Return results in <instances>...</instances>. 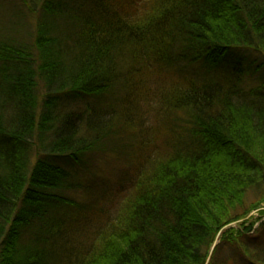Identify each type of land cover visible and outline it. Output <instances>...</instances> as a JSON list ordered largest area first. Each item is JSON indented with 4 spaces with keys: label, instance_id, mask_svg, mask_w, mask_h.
<instances>
[{
    "label": "trees",
    "instance_id": "trees-1",
    "mask_svg": "<svg viewBox=\"0 0 264 264\" xmlns=\"http://www.w3.org/2000/svg\"><path fill=\"white\" fill-rule=\"evenodd\" d=\"M69 1L22 0L0 29V264H205L218 238L208 264H225L222 250L264 264V218L245 220L264 204V0ZM239 48L262 59L256 85L236 68L242 57H230L231 84L212 77ZM196 63L201 78L186 74ZM161 75L153 135L111 115L80 141L72 116L53 115L62 99L113 111ZM106 138L133 155L136 175L88 237L95 206L64 191L77 189L69 165Z\"/></svg>",
    "mask_w": 264,
    "mask_h": 264
},
{
    "label": "rangeland",
    "instance_id": "rangeland-1",
    "mask_svg": "<svg viewBox=\"0 0 264 264\" xmlns=\"http://www.w3.org/2000/svg\"><path fill=\"white\" fill-rule=\"evenodd\" d=\"M68 3H72L77 9H93V0H71ZM38 6L39 5H36L35 9H39ZM24 9L27 8L23 5L22 0H0V29L2 28L3 24L6 23L7 19L12 18L13 20H15L14 15L17 18L18 13ZM28 21L32 22L31 15L26 20V22ZM10 26L11 25H7L6 27ZM6 31L7 30H5V32ZM232 55H229L228 59H226L225 63L223 64V69H221L219 66L218 74L215 73L212 77H215V79H217L218 81L225 80L226 85L231 84V81H235L236 78H232L235 74V71L233 69L234 63L231 64L230 57H232L233 59H235V57H239V59L240 57H242L239 63H236V68L239 70L241 68L244 70L250 68L252 72L251 76L246 75L244 79L249 78L248 82L250 86L256 85L261 82V72L256 71L255 69L259 64L262 63V59L257 53H255L250 48H239L236 49L235 54L233 56ZM225 64L227 65L225 66ZM205 72L206 71L204 70L202 64L196 63L188 67L186 74H188L189 76L190 74H194V78H201ZM142 79L143 87L140 86L142 96L140 98H137L136 100L132 99L131 103L127 101L125 102L123 100V102H121L122 104L120 102L112 103V105L114 106L112 107V109H114L113 111L107 108L101 110L100 112L94 113V111H92L91 109L88 110V108L90 107L89 105H91V100L87 102V100L83 98L68 101L62 99V103L59 104L53 115H58L60 118H62V115L72 116L73 118L71 123L72 125L77 127L79 131L77 134L78 138L81 137L80 141H91L92 138L99 137V135L97 136V134L95 136L93 128L96 127V130H98L99 128L104 130V128L107 126V123L113 119L110 118L112 117L111 115L115 116L114 121L117 124H123L122 122L128 124L129 121H132V123L133 121H135L139 123L135 125L136 129L144 127L143 129L145 131L153 135L154 132L151 130L154 123L157 122L154 119L155 113L152 107L156 105L154 104V102H156V100L154 99L157 96L156 92L158 88L156 86V82L160 81V83L162 82V84L166 85L170 83V78L161 75L155 82H148L145 78ZM134 87L136 88L135 85ZM151 90H153V93L151 92ZM104 140L101 141V144H103V146L99 145V147L103 149L88 153L85 158H83L84 163H81V165L71 163V165H69V167H71L70 170L75 173L76 179L75 181L73 180V182L76 183L75 186H77V189L64 191V195L67 196L68 194L76 203H91L95 206L93 211L87 212V215L89 216L88 219L84 220L83 217L81 218V221L84 220V222L86 223V227L88 230L85 229V231H87L88 237L91 236L100 226H102L109 217H114L123 199L129 194V190L132 186L129 177L131 178L132 176L134 177L136 175V165L133 159V155L130 157L125 154H120L117 150L120 145L117 144V141H114L115 138H106ZM64 183L65 184L63 185V187H65V185H69V183L66 184V180L64 181ZM84 186H87L89 188L91 194L90 196H88V194L84 192ZM247 218L249 219V221L263 219L264 204L258 207L257 210L250 212L245 220H247ZM258 223L256 225H258ZM239 226V223H232L228 225L226 229L229 227L239 229ZM76 229L82 230L84 228L81 226L77 227ZM82 231L85 232L84 230ZM86 237L87 236H84V238ZM218 241L219 238L212 244L205 264H208L211 251L218 243ZM88 242L89 241L86 240V244ZM230 252V250H222V252H220V255L226 261L225 264H234V256L233 261H230L226 258V256H228Z\"/></svg>",
    "mask_w": 264,
    "mask_h": 264
}]
</instances>
